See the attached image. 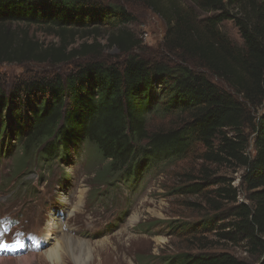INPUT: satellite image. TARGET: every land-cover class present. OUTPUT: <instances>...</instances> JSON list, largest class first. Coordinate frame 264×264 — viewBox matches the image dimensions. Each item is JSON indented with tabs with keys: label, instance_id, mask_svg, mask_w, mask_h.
Here are the masks:
<instances>
[{
	"label": "trees",
	"instance_id": "obj_1",
	"mask_svg": "<svg viewBox=\"0 0 264 264\" xmlns=\"http://www.w3.org/2000/svg\"><path fill=\"white\" fill-rule=\"evenodd\" d=\"M133 1L164 20V56L132 53L140 44L118 27L132 20L122 4L0 0V63L72 65L66 73L31 74L11 96L0 90V157L13 155L3 148L7 134L22 146L5 180L17 179L33 160L66 163L82 150L88 167L96 154L109 161L99 176L107 185L137 183L151 167L191 158V170L182 163L186 171L172 191L196 196L216 214L171 225L173 232L193 233L230 217L221 235L244 243L255 261L204 252L173 256L165 264H264V0ZM200 11L215 15L202 19ZM229 18L241 45L220 27ZM99 23L118 27L110 42L127 54L122 62L104 58L98 45L69 50L77 31H97ZM11 25L46 26L61 44L45 45L26 30L19 36L7 30ZM155 118L160 123L152 126ZM223 165L242 171L245 201L233 180L217 174Z\"/></svg>",
	"mask_w": 264,
	"mask_h": 264
},
{
	"label": "rangeland",
	"instance_id": "obj_2",
	"mask_svg": "<svg viewBox=\"0 0 264 264\" xmlns=\"http://www.w3.org/2000/svg\"><path fill=\"white\" fill-rule=\"evenodd\" d=\"M102 1L122 4L127 8L132 20L118 27L130 31L139 41V47L132 53L148 59L165 55L163 43L166 24L160 15L144 3L133 0ZM199 13L202 19L215 15ZM96 26L97 31L89 27L77 31L71 38L69 50L80 48L83 44L98 45L104 58L122 62L127 54L110 42L118 27L107 23ZM220 27L235 43H243L233 19H225ZM7 30H16L19 36L26 30L30 37L45 45L61 44L60 39L49 33L46 26L11 25ZM86 60L87 57L76 59L77 63ZM70 69L71 63L59 66L50 63H0V90L11 96L19 82L31 74L47 76L66 73ZM160 120L152 119L156 123L152 122V126L160 123ZM15 128L18 129V126L15 125ZM3 148L5 151L9 149L13 155L0 157V214H25L24 226L45 236L46 245L37 253L2 257L0 264H165L173 256L204 252H228L241 262L255 261L244 243H236L221 235L224 230L222 225L230 217L193 233H180L179 229L173 232L171 225L185 226L216 214L196 196L178 195L172 191L178 174L191 170L194 159L152 167L131 187L101 182L103 178L99 176L108 169L109 161L96 154L91 167H86L89 157L82 150L81 155L73 156L66 163L57 160L50 166L33 160L17 179H14V175L5 180L9 170L15 166L16 158L22 153V146L14 135L7 134ZM183 162L186 170L183 169ZM215 170L225 180H233L232 184L240 194L239 200L245 201L246 191L241 186L242 171H235L234 167L226 165ZM94 184L99 186L97 190L93 188ZM222 204L226 202L222 201ZM224 209H228V205H224ZM226 213L222 215L228 216ZM135 215L137 218L132 221ZM77 242L82 244L75 246ZM54 249L60 251L55 261L50 258V252Z\"/></svg>",
	"mask_w": 264,
	"mask_h": 264
},
{
	"label": "bare ground",
	"instance_id": "obj_3",
	"mask_svg": "<svg viewBox=\"0 0 264 264\" xmlns=\"http://www.w3.org/2000/svg\"><path fill=\"white\" fill-rule=\"evenodd\" d=\"M137 218V216L135 215L134 217H132V221H135V219ZM131 221V222H132ZM68 241V240H67ZM70 242V241H69ZM75 242V241H74ZM81 242V241H80ZM104 242V241H103ZM68 243V242H67ZM78 244V245H77ZM79 244H82V243H79V242H77L76 244H75V246H79ZM58 247H60V246H58ZM67 248V247H66ZM69 249V248H68ZM64 250V249H63ZM71 250V249H70ZM65 251V250H64ZM60 251H58V249H54V250H51V252H50V258L52 259V260H54L55 261V259H57L58 258V253H59ZM86 255H88V252H87V254ZM60 256V255H59ZM85 256V255H84Z\"/></svg>",
	"mask_w": 264,
	"mask_h": 264
},
{
	"label": "snow or ice",
	"instance_id": "obj_4",
	"mask_svg": "<svg viewBox=\"0 0 264 264\" xmlns=\"http://www.w3.org/2000/svg\"><path fill=\"white\" fill-rule=\"evenodd\" d=\"M0 247H8V245L5 243V244H3V245H0Z\"/></svg>",
	"mask_w": 264,
	"mask_h": 264
}]
</instances>
